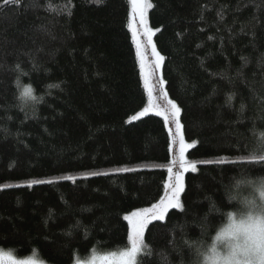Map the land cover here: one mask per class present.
I'll list each match as a JSON object with an SVG mask.
<instances>
[{
	"label": "trees",
	"instance_id": "obj_1",
	"mask_svg": "<svg viewBox=\"0 0 264 264\" xmlns=\"http://www.w3.org/2000/svg\"><path fill=\"white\" fill-rule=\"evenodd\" d=\"M148 2L196 171L182 174L183 208L146 226L137 264H189L210 200L239 169L264 172L248 154L264 131V0ZM132 12L130 0H0V246H37L49 264L120 251L124 217L170 190L171 135L140 115L149 96ZM21 70L45 95L31 111L16 102Z\"/></svg>",
	"mask_w": 264,
	"mask_h": 264
},
{
	"label": "clouds",
	"instance_id": "obj_2",
	"mask_svg": "<svg viewBox=\"0 0 264 264\" xmlns=\"http://www.w3.org/2000/svg\"><path fill=\"white\" fill-rule=\"evenodd\" d=\"M26 75L21 70L19 83L15 82L16 102L22 111H31L45 95L24 82ZM255 137L248 154L264 160V131H257ZM198 225L199 235L186 242L189 264H264V172L241 168L232 174L223 185V200L211 199ZM0 254L9 257L8 264H49L37 246L28 252L0 246ZM84 257L86 264H97L91 252Z\"/></svg>",
	"mask_w": 264,
	"mask_h": 264
},
{
	"label": "snow or ice",
	"instance_id": "obj_3",
	"mask_svg": "<svg viewBox=\"0 0 264 264\" xmlns=\"http://www.w3.org/2000/svg\"><path fill=\"white\" fill-rule=\"evenodd\" d=\"M98 2H103V0H98ZM132 4V10L133 15L139 14L140 17V23L141 25H144V35L148 38L147 43L152 44V35L153 32L151 29L147 27V21L145 20V12L147 9L152 7V4L148 2V0H130ZM51 7V6H49ZM71 13H69L70 15ZM223 18V17H221ZM136 29H133V33L135 34ZM211 38V37H210ZM139 47V42L138 45ZM142 55V54H141ZM152 55L156 58L155 63L152 66V72L145 74V84L148 88L149 95L152 94V91L154 89L161 88L162 84L164 83L163 80L160 79V77L157 75V70L161 67L163 60L165 59L163 56H161L155 49V45L152 46ZM17 69H19V65L16 66ZM151 77L152 81L149 83V78ZM17 84L19 83V80L17 79ZM48 87H59V85H48ZM162 90V88H161ZM229 101L232 99V96L230 95L228 97ZM163 101L164 103L162 105H159L160 111L157 113L158 115L162 114L164 116V119L166 121L171 120L175 123L176 126V133L179 138L180 143V160H181V167H190L193 172L196 171V164L193 162L190 165H187L184 162V149L190 148L192 145L185 144L183 134L181 132V125L179 122V115L181 112L180 107L173 101L169 100L167 97V94L164 93L163 95ZM243 108V105L241 106ZM148 109L145 108L140 115L147 114ZM138 117L133 116L132 119L136 120ZM11 119V117H9ZM6 131V130H5ZM169 172L172 171L171 168L168 169ZM184 183H183V175L181 173L175 174V180L174 183L170 185V198L169 196H166L164 200H161L159 204L154 205L151 209H143L141 211H134L132 212L131 216H125L124 219L128 220L131 225V247L129 250L121 252V259L122 264H136L137 256L142 252L144 245V231H145V225L149 223L151 219H164V214L166 209L169 205L176 208H183V205L179 201L180 193L183 191ZM9 257H7L4 254H0V261L8 260ZM101 261L105 260L106 258L101 257L99 258ZM95 262V258L93 259Z\"/></svg>",
	"mask_w": 264,
	"mask_h": 264
},
{
	"label": "rangeland",
	"instance_id": "obj_4",
	"mask_svg": "<svg viewBox=\"0 0 264 264\" xmlns=\"http://www.w3.org/2000/svg\"><path fill=\"white\" fill-rule=\"evenodd\" d=\"M147 11H148V9L145 12V20L146 21H147ZM147 27L150 29V27L148 26V23H147ZM134 28L136 29L135 34L133 33V29ZM130 29H131V32H132V35H133V39H134L136 48H137V52H138V55H139V62H140V65H141V69H142L143 76H144V81H145V74L149 73V72H152V66L154 65L155 59H156L152 55V46L155 45L154 44V40H153V35H152V38H151L152 39V44H148L147 43V39L148 38L144 35V25H141L140 17H139L138 13L135 14V16H134L133 12H132L131 21H130ZM138 42H139V47L137 46ZM155 49L158 52L156 46H155ZM161 69H162V65L157 70V75L162 80ZM151 82H153V81H152V79L150 77L149 78V83H151ZM145 87H146V84H145ZM161 88H162V90H161ZM161 88L154 89L152 91V94L149 95L148 88L146 87V90H147L148 96H149V104H148V106H146V108L148 109L147 114H151L152 113V114L158 115L157 113L160 111V108L158 106L162 105L164 103L163 95H164V93H166V90H165V87H164V83L162 84ZM167 97H168V95H167ZM168 99L171 100L169 97H168ZM144 109H143V111H144ZM158 116H160V117H162L164 119V116L162 114H160ZM178 119H179V122H180V125H181V132H182V124H181V120H180V115H179ZM164 121H165L166 126L168 128V131H169V133L171 135V150H172V159L173 160H172V164L170 165L171 166L170 168L172 169V171L169 172V174H168L167 185H166V186H170L171 184H173L172 182L174 181L176 173L184 174L187 171H192V170H191L190 167H185V168L181 167L180 143H179V138H178L177 133H176L175 123L172 122L171 120L166 121L164 119ZM184 141H185V139H184ZM185 144H189V145L194 146V143H190V142H187V141H185ZM190 148H185L184 149V162L187 165L191 164V163L187 162V159H186V153H187V151ZM183 190H184V188H183ZM170 191H171V189L168 190V187H167V190L165 192V195L163 196V199H165V197L168 196V194H170ZM182 193H183V191L180 193V196H179L180 203H181V195H182ZM169 198H170V196H169ZM156 204H159V202H157V203H155V204H153V205H151L149 207L143 208V209H151ZM170 208H172L171 205L168 206L166 211L168 209H170ZM143 209H140V210H137V211H141ZM166 211H165L164 217L166 216ZM131 214L132 213L128 214L127 216H131ZM153 220H158V219H151L149 221V223L152 222ZM128 223H129V221H128ZM148 224L145 225V228H146V226ZM129 226H130V238H129V243L130 244H129L128 248H125L123 250L116 251V252H111V253H98V254L92 255V258L93 259L95 258V260L97 261V264H122L121 252L129 250L130 247H131V236H132V233H131V225H130V223H129ZM139 256H140V254H138V256H137L136 264L138 263ZM101 257H104L106 259L101 261L99 259ZM0 264H8V260L0 261ZM76 264H86V259L81 260V261L77 262Z\"/></svg>",
	"mask_w": 264,
	"mask_h": 264
}]
</instances>
